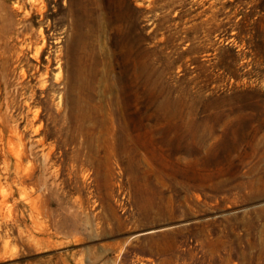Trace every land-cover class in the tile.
<instances>
[{
	"label": "rangeland",
	"instance_id": "rangeland-1",
	"mask_svg": "<svg viewBox=\"0 0 264 264\" xmlns=\"http://www.w3.org/2000/svg\"><path fill=\"white\" fill-rule=\"evenodd\" d=\"M0 264H264V0H0Z\"/></svg>",
	"mask_w": 264,
	"mask_h": 264
}]
</instances>
